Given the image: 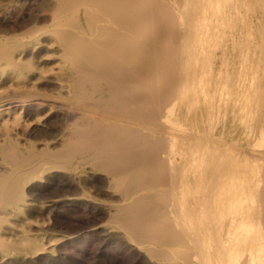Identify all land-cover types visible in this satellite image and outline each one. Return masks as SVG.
Masks as SVG:
<instances>
[{"label":"bare ground","instance_id":"1","mask_svg":"<svg viewBox=\"0 0 264 264\" xmlns=\"http://www.w3.org/2000/svg\"><path fill=\"white\" fill-rule=\"evenodd\" d=\"M95 187L147 264H264V0H0V264Z\"/></svg>","mask_w":264,"mask_h":264},{"label":"rangeland","instance_id":"2","mask_svg":"<svg viewBox=\"0 0 264 264\" xmlns=\"http://www.w3.org/2000/svg\"><path fill=\"white\" fill-rule=\"evenodd\" d=\"M106 188L107 187H95L90 190L92 196L95 198V209L98 210L97 213H99V215H95L93 212L89 213L91 211L85 209H79L77 212L74 210L63 212L50 208L48 209L46 207L42 209V206L50 202L53 197H58L59 193L53 194L52 192H45L38 194V196L35 197L37 200V207L33 209L34 214L32 216V219L37 221L36 226L33 228V233L40 232L46 234L44 242L49 248L47 252L39 255H28L26 256L27 258L23 255L17 256L13 258L14 261L11 264H137L141 261H143L141 264H147L146 259L140 255L138 250L117 234L114 225L112 227L113 223L109 220L108 214L102 211L105 202H111V195L106 193ZM68 191L66 190V192ZM78 212H84L85 214H83H87V216L85 217ZM55 213L57 217H54ZM92 218L96 219L98 222H95ZM69 219L70 222H68ZM99 219L102 220L100 221ZM70 241L72 243H70ZM50 249L52 251L54 250V253H51L52 251ZM32 259L33 261H31Z\"/></svg>","mask_w":264,"mask_h":264}]
</instances>
